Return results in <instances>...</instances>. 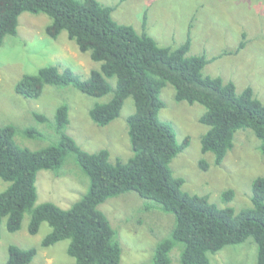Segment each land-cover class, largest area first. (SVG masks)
Returning <instances> with one entry per match:
<instances>
[{"label":"trees","instance_id":"trees-1","mask_svg":"<svg viewBox=\"0 0 264 264\" xmlns=\"http://www.w3.org/2000/svg\"><path fill=\"white\" fill-rule=\"evenodd\" d=\"M112 10L113 6L99 0H0V45L5 35L16 33L20 13L44 12L51 19L45 27L48 36L56 38L65 30L81 52L88 51L91 59L100 62L99 69H92L85 79L66 66L62 70L56 65L43 66L34 74L22 75L15 84L18 94L37 98L46 84H70L96 97L111 92L109 100L88 110L98 125L117 117L126 97L131 96L134 103L126 120L133 152L127 161H109L105 148L95 152L82 149L65 131L69 123L66 103L54 112L58 140L45 147L21 146L14 140L13 124L0 126V178L8 182L0 191V223L5 217L6 229L16 231L28 211L30 234L37 233L43 221L50 226L41 246L67 238L66 252L74 264H118L121 247L98 204L133 190L174 216L169 236L156 244L152 264H170L169 251L177 243L182 264H210L208 252L249 237L257 246L256 264H264V176L252 182L251 206L238 212L230 206L219 207L207 195L183 191V179L173 175L169 163L187 146L189 137L177 143L170 125L158 118L163 107L159 93L167 83L174 88L175 100L203 105L205 111L198 120L208 128L201 135V149L214 153L218 164L232 147L239 128H250L264 153V103L250 87L237 93L232 81L204 75L205 56L187 54L189 36L175 48L159 45L145 31L115 21ZM109 78H115L114 87ZM34 115L47 120L39 113ZM23 132L38 133L33 127ZM68 153L88 177L87 192L67 209L49 201L34 206L37 171L57 170ZM222 195L230 200L233 191L227 189ZM7 251L5 264H26L36 254L35 247L16 244H9Z\"/></svg>","mask_w":264,"mask_h":264},{"label":"rangeland","instance_id":"rangeland-1","mask_svg":"<svg viewBox=\"0 0 264 264\" xmlns=\"http://www.w3.org/2000/svg\"><path fill=\"white\" fill-rule=\"evenodd\" d=\"M113 6L111 15L118 23L132 25L137 32L145 31L159 45L177 47L187 36V54L204 55L207 62L204 75L219 76L232 81L240 93L250 87L253 95L264 103V0H99ZM145 15V23H143ZM51 22L44 12L23 11L18 16L15 34L4 36L0 45V126L13 124L14 140L21 146L38 149L57 142L54 112L57 106L68 105L69 123L66 133L88 152L107 149L109 161H127L133 152L128 135L127 117L134 111L131 96L124 99L119 115L104 125L96 124L88 110L95 103L106 102L111 96H90L67 85L46 84L37 98H25L15 91V84L24 74H34L46 65L59 70L71 68L80 78L88 77L100 62L81 52L65 30L56 38L45 32ZM242 43V45H241ZM115 86V78H109ZM163 107L158 118L167 122L177 143L189 137L187 146L177 152L169 166L176 177H181V189L190 194L207 195L219 207L230 206L235 212L251 206L252 182L264 176V153L260 141L250 128H239L234 133L233 145L220 163H215L211 151H202L201 135L207 125L199 116L205 107L174 98V88L167 83L159 93ZM46 117L42 121L34 114ZM28 127L38 133L24 134ZM206 164L204 167L202 164ZM88 177L68 153L57 170L37 171L34 206L49 201L62 209L69 208L88 189ZM8 182L0 178V191ZM231 189L233 196L224 199L222 193ZM115 230L121 247L118 264H152L154 249L159 240L169 236L174 216L161 210L153 200L130 190L109 197L98 204ZM6 218L0 223V264H5L8 245L21 248L35 247L36 254L26 264H74L66 248L69 239L48 246L40 241L50 231L46 221L38 232L30 234L27 225L29 212L24 213L21 226L10 232ZM257 246L251 237L243 242L227 244L216 252H208L210 264H256ZM181 245L169 251L170 264H182Z\"/></svg>","mask_w":264,"mask_h":264}]
</instances>
